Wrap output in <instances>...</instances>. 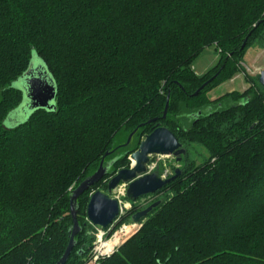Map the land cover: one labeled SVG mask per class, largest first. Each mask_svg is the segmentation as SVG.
<instances>
[{
  "label": "trees",
  "instance_id": "1",
  "mask_svg": "<svg viewBox=\"0 0 264 264\" xmlns=\"http://www.w3.org/2000/svg\"><path fill=\"white\" fill-rule=\"evenodd\" d=\"M209 45L220 58L199 75L192 63ZM252 46L264 48V0H0V264L61 258L70 193L105 156L111 173L78 198L66 264H84L95 237L89 193L130 167L157 124L186 148L182 173L97 264H264V87L258 75L244 91L208 96ZM34 52L54 78L55 106L7 127ZM136 128L126 147L116 143Z\"/></svg>",
  "mask_w": 264,
  "mask_h": 264
},
{
  "label": "water",
  "instance_id": "2",
  "mask_svg": "<svg viewBox=\"0 0 264 264\" xmlns=\"http://www.w3.org/2000/svg\"><path fill=\"white\" fill-rule=\"evenodd\" d=\"M245 43L246 41L243 43L242 47ZM46 67V63L45 66L40 64L36 67L32 61L28 70L19 78V87L24 93L23 101L20 106H28L31 112L38 108L52 109L55 106L57 88L52 74ZM212 79L213 77L204 82L194 94L197 95ZM259 82L264 87V69L261 70L259 74ZM169 99L170 93H168L162 117H165L168 112ZM158 118L159 117H155L149 120V122L156 121ZM136 130L137 128L129 134L128 140L123 145H127L131 141ZM109 153L110 151L106 152V155ZM185 154L186 148L178 140L174 132L166 126L157 124L150 133L142 136L138 149L131 153L130 158L133 161L132 165L127 168L119 169L111 176L107 183L106 192L100 189L92 192L87 205L88 221L94 225L108 228L117 219L120 215V201L113 197L112 194L121 184H128L126 196L129 199L136 200L145 195L155 194L181 175V168H177L175 174L167 178L160 176L157 172L149 171L148 165L151 162L152 155L175 156L178 157L177 160L180 161L181 156ZM113 162L114 160L112 159L105 163L104 156L98 169L93 174L83 179L71 191L70 212L73 218V225L70 228L68 245L61 258L55 264L67 263L76 244L75 237L81 230L77 217L79 208L78 198L93 184L99 182L106 174L111 173ZM160 203L161 200L155 201L147 207L138 210L131 216L132 222L136 224L134 233L141 227L142 220Z\"/></svg>",
  "mask_w": 264,
  "mask_h": 264
},
{
  "label": "rangeland",
  "instance_id": "3",
  "mask_svg": "<svg viewBox=\"0 0 264 264\" xmlns=\"http://www.w3.org/2000/svg\"><path fill=\"white\" fill-rule=\"evenodd\" d=\"M219 58H220V53L215 45L206 46L195 57L192 63V68L197 74L199 75L204 74L218 62ZM32 61L36 67L39 66L40 64L45 66L44 61L37 55L36 52L33 53ZM241 65L243 69L240 72L235 73L233 77L230 78L229 80H226L221 84L215 86L213 89H211L208 92V96L214 99L218 96H221L233 90H238V91L246 90L250 86L252 82L251 80L257 78L261 70L264 69V48H260L259 46L249 47L246 51V54L244 55V60L242 61ZM46 69L48 70L47 67ZM19 81L20 80L16 81L14 85L20 86ZM30 114H31V110L29 109V107L26 105H24L23 107V105H21L20 107H18L9 114V116L5 120V125L7 127L15 126L16 124L24 121ZM128 137L129 135H127L124 131H121L116 136L115 141L118 145H123L128 140ZM123 146L126 147V145ZM121 152H122V148L119 150L117 154L119 155L121 154ZM130 155L131 153L129 154L128 159L130 161V166H131L133 161L130 158ZM198 162H200V159L198 160ZM182 166L183 165L179 164L176 161L175 157L173 156L152 155L149 170L151 172H157L160 176L164 177L174 174L175 170L177 168H182ZM127 187L128 184H121L118 187V189L112 194L113 197L117 198L120 201L122 207V214L118 219V221L115 222V224L113 225V228L110 231H108V234L106 235L107 239L111 238L112 235H114V233L121 232L127 226H132V228H134L135 223L131 221V216L129 213H131L137 208H142L144 205H148L158 200V198L160 197L159 195L151 194V195L142 196L136 200L129 199L126 196ZM95 189L96 190L100 189L105 192L107 191V189H105L104 184H100ZM92 192L94 191H91L89 193V197L92 194ZM121 220L122 222L120 223ZM93 229H94L95 237L94 240L92 241V245L95 242L97 236L96 227H94ZM112 230L114 231L112 232ZM110 232H112L111 235H109Z\"/></svg>",
  "mask_w": 264,
  "mask_h": 264
},
{
  "label": "built area",
  "instance_id": "4",
  "mask_svg": "<svg viewBox=\"0 0 264 264\" xmlns=\"http://www.w3.org/2000/svg\"><path fill=\"white\" fill-rule=\"evenodd\" d=\"M148 166L150 169V163ZM121 214H122V207H121V203H120V215L117 217V219L108 228H103L101 226H97V225L92 224L97 229V234H96L97 236H96L95 242L93 243V247H92L87 259L85 260L84 264H97L101 258H104L106 256L111 255L125 240H127L134 233V230L136 228V224H134L135 227L132 229V232L130 234H125V231H121L118 233H114V235H112L111 238L107 239L106 235L108 234V231H110L113 228V225L115 224V222L118 221ZM120 233H121V236H119L120 240L118 241V243H116L114 245L113 249L110 251H103V249L101 248L102 244L105 242L112 241Z\"/></svg>",
  "mask_w": 264,
  "mask_h": 264
},
{
  "label": "bare ground",
  "instance_id": "5",
  "mask_svg": "<svg viewBox=\"0 0 264 264\" xmlns=\"http://www.w3.org/2000/svg\"><path fill=\"white\" fill-rule=\"evenodd\" d=\"M132 229H133L132 226H127L122 231H125V234H130L132 232ZM119 236H121V233L118 234V236L115 237V239H113L112 241L103 243L102 246H101V248L103 249V251H110V250H112L113 247H114V245L116 243H118V241L120 240Z\"/></svg>",
  "mask_w": 264,
  "mask_h": 264
},
{
  "label": "flooded vegetation",
  "instance_id": "6",
  "mask_svg": "<svg viewBox=\"0 0 264 264\" xmlns=\"http://www.w3.org/2000/svg\"><path fill=\"white\" fill-rule=\"evenodd\" d=\"M134 134H135V133H134ZM133 136H134V135H133ZM133 136H132V138H133ZM183 156H184V155L181 156V160H182ZM173 157H175V156H173ZM177 158H178V157H175L176 161H177L178 163L181 162V160L178 161ZM179 164H180V163H179ZM175 172H176V170H175ZM174 174H175V173H174ZM174 174H172V175H174ZM172 175H170V176H172ZM170 176H164V178H167V177H170ZM150 195H151V194H150ZM155 195H159V196H160V193H159V192H156ZM154 202H155V201H154Z\"/></svg>",
  "mask_w": 264,
  "mask_h": 264
}]
</instances>
